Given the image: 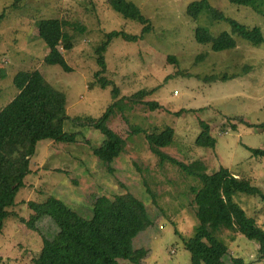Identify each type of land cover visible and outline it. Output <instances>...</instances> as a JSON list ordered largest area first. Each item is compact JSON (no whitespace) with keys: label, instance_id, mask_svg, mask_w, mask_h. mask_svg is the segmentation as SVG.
Here are the masks:
<instances>
[{"label":"rangeland","instance_id":"1","mask_svg":"<svg viewBox=\"0 0 264 264\" xmlns=\"http://www.w3.org/2000/svg\"><path fill=\"white\" fill-rule=\"evenodd\" d=\"M131 1L150 19L153 29L138 41L114 38L103 52L105 76L119 87L121 96L158 87L145 101H158L161 107L152 112L138 105L111 119L109 126L127 140L126 150L113 163L111 173L94 155L105 136L75 120L98 119L114 101L111 87L90 86L100 69L97 49L106 33L124 31L140 36L143 25L125 18L107 0H0V14L7 9L0 28V111L19 93L17 73L39 70L66 94L64 131L77 135L74 143H38L30 173L0 233L3 264H34L41 253L42 237L22 221L30 217L29 201L55 197L90 219L96 196L113 197L127 191L146 204L151 219V225L134 241L135 249L148 252L142 264H192L184 239L191 238L199 225L191 189L200 184L170 162L161 163L150 151L145 135L132 133L138 127L148 132L173 127L175 140L162 149L166 155L187 164L202 160L209 173L229 169L239 177L250 178L264 191V158L253 156L250 150H264V44L256 47L234 35L237 48L214 52L210 45L196 42V27H208L219 36L231 33V26L225 21L209 22L206 16L197 22L191 19L188 7L198 0ZM209 2L227 17L261 28L264 35V16L252 8L228 0ZM51 18L65 21V31L71 33L80 34L74 28L85 27L74 48L64 50L72 69L69 72L45 63L49 49L39 38L38 29L41 21ZM201 55L206 57L200 59ZM213 75L236 77L206 80ZM201 121L211 126L217 141L214 149L195 145ZM235 201L264 229L260 197L236 194ZM220 238L229 247L225 264H232V257L243 259L245 264H264L256 241L232 231H223Z\"/></svg>","mask_w":264,"mask_h":264},{"label":"trees","instance_id":"2","mask_svg":"<svg viewBox=\"0 0 264 264\" xmlns=\"http://www.w3.org/2000/svg\"><path fill=\"white\" fill-rule=\"evenodd\" d=\"M19 0H16V3ZM231 4L252 8L264 16V0H228ZM108 4L125 18L138 21L143 25L140 36L130 35L124 31L106 33L105 40L97 49L100 69L95 73L90 86L112 88L113 103L94 119H76L80 125L89 126L105 136L104 143L94 150V155L109 172H114L112 165L125 152L127 140L116 129L109 126L112 118L144 105L152 112L161 105L158 101L146 102L153 90H138L128 96H121L119 87L115 86L105 75L107 65L105 52L116 37L127 41L143 39L153 29L150 19L143 15L141 9L131 0H107ZM6 8L0 14V28L6 17ZM195 22L206 16L209 22L225 21L231 26V33L223 32L214 36L208 27L198 25L195 40L199 44L210 45L212 51L223 52L237 48L233 37L246 40L253 46L264 44V35L259 27H248L235 19L227 17L211 5L209 0L192 2L187 10ZM67 23L62 19H44L39 24V38L45 42L49 53L45 63L59 65L71 71L64 50L70 51L82 34L84 25L76 26L80 34L65 31ZM67 28V27H66ZM83 28V31L81 30ZM206 55H201L204 59ZM170 59H175L170 57ZM236 75L221 79L216 75L206 77L207 81H226ZM18 95L0 111V233L5 220L11 214L9 208L15 204L19 190L24 186L26 176L30 173V160L36 153L39 142L51 140L57 143H74L76 134L64 131L67 113L66 94L49 83L42 72L20 71L15 77ZM240 122H244L240 119ZM236 126L237 124H232ZM252 126V124H248ZM264 127V124L261 125ZM201 132L195 141L198 147L214 149L216 138L211 134V126L201 121ZM133 134H144L150 151L160 159L177 166L188 177L198 180L199 186L192 187L195 216L199 221L191 238L184 239V247L191 254L192 264H225L229 254L228 245L220 238L223 231H232L244 235L259 244V259L264 260V229L256 219L247 215L245 209L235 201L236 194L260 197L264 203V191L253 184L250 178L239 177L229 169L220 168L209 173L202 160L184 163L166 155L162 149L170 147L175 140L173 127L154 128L151 131L135 128ZM253 156L263 157V149H250ZM92 218H84L63 201L49 197L43 202L29 201L31 212L28 220H22L26 226L42 237V250L33 260L34 264H142L148 256L145 249H135V239L150 225L151 219L146 204L131 192H123L113 197L96 196L92 202ZM179 234V231H177ZM232 264H245L240 258L231 259ZM0 264H3L0 258Z\"/></svg>","mask_w":264,"mask_h":264},{"label":"built area","instance_id":"3","mask_svg":"<svg viewBox=\"0 0 264 264\" xmlns=\"http://www.w3.org/2000/svg\"><path fill=\"white\" fill-rule=\"evenodd\" d=\"M176 94H177V92H176Z\"/></svg>","mask_w":264,"mask_h":264}]
</instances>
